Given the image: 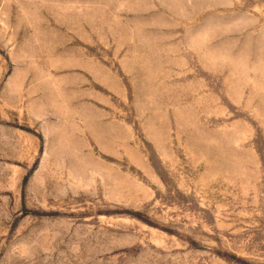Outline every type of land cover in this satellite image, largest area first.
<instances>
[{
	"label": "rangeland",
	"instance_id": "374dc122",
	"mask_svg": "<svg viewBox=\"0 0 264 264\" xmlns=\"http://www.w3.org/2000/svg\"><path fill=\"white\" fill-rule=\"evenodd\" d=\"M0 264H264V0H0Z\"/></svg>",
	"mask_w": 264,
	"mask_h": 264
}]
</instances>
